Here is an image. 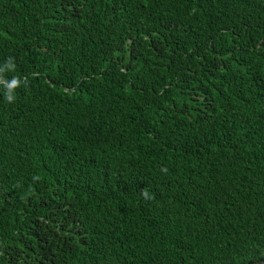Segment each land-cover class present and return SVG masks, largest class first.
Segmentation results:
<instances>
[{"label":"trees","instance_id":"obj_1","mask_svg":"<svg viewBox=\"0 0 264 264\" xmlns=\"http://www.w3.org/2000/svg\"><path fill=\"white\" fill-rule=\"evenodd\" d=\"M0 264H264V0H0Z\"/></svg>","mask_w":264,"mask_h":264},{"label":"clouds","instance_id":"obj_2","mask_svg":"<svg viewBox=\"0 0 264 264\" xmlns=\"http://www.w3.org/2000/svg\"><path fill=\"white\" fill-rule=\"evenodd\" d=\"M7 99L11 101L13 99L12 95L8 94Z\"/></svg>","mask_w":264,"mask_h":264}]
</instances>
